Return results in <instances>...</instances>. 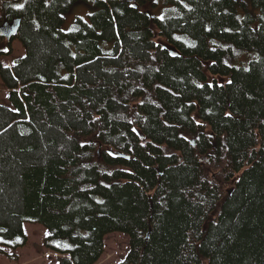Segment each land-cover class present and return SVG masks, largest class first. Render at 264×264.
Wrapping results in <instances>:
<instances>
[{
	"label": "trees",
	"instance_id": "1",
	"mask_svg": "<svg viewBox=\"0 0 264 264\" xmlns=\"http://www.w3.org/2000/svg\"><path fill=\"white\" fill-rule=\"evenodd\" d=\"M77 1L0 0L25 49L0 58V253L36 222L57 264L112 232L117 264H264V0H95L65 30Z\"/></svg>",
	"mask_w": 264,
	"mask_h": 264
},
{
	"label": "rangeland",
	"instance_id": "2",
	"mask_svg": "<svg viewBox=\"0 0 264 264\" xmlns=\"http://www.w3.org/2000/svg\"><path fill=\"white\" fill-rule=\"evenodd\" d=\"M249 2V0H246ZM99 8V5L95 0H78L73 4L69 12L66 13V22L64 24L65 30L71 28V23L77 16H84V18L89 19V14H92ZM259 11V9H256ZM239 15L242 17L244 15V10L242 7L239 8ZM1 61L3 64L11 65L15 59L23 56L25 54V49L23 44L16 39L11 41L10 44L6 42L0 44ZM243 55L237 56L235 60V65H240L244 63L243 60H247L246 65L250 61L259 58V54L256 52H242ZM242 58V59H241ZM226 61H228L226 59ZM0 79V104L9 105L11 103L8 98L9 91L2 84ZM25 232L28 236L27 244L23 247L13 249L8 246H4L5 252L0 253V264H57L59 253L51 251L44 244L45 237L49 234V230L46 226L36 223V222H25L23 225ZM105 253L96 264H117L123 260L129 250V236L123 232H112L105 235Z\"/></svg>",
	"mask_w": 264,
	"mask_h": 264
},
{
	"label": "water",
	"instance_id": "3",
	"mask_svg": "<svg viewBox=\"0 0 264 264\" xmlns=\"http://www.w3.org/2000/svg\"><path fill=\"white\" fill-rule=\"evenodd\" d=\"M17 27H14L11 23H3L0 25V35L2 37H5L7 39H10L13 35L16 34ZM117 155L120 157L130 158L129 154L123 153V152H116Z\"/></svg>",
	"mask_w": 264,
	"mask_h": 264
}]
</instances>
